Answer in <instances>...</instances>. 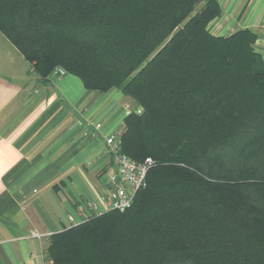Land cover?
I'll return each instance as SVG.
<instances>
[{
  "label": "trees",
  "instance_id": "16d2710c",
  "mask_svg": "<svg viewBox=\"0 0 264 264\" xmlns=\"http://www.w3.org/2000/svg\"><path fill=\"white\" fill-rule=\"evenodd\" d=\"M218 0H0V31L41 81L60 67L139 105L123 152L148 186L48 236L53 264H264V58L213 34Z\"/></svg>",
  "mask_w": 264,
  "mask_h": 264
},
{
  "label": "crops",
  "instance_id": "0c3cea01",
  "mask_svg": "<svg viewBox=\"0 0 264 264\" xmlns=\"http://www.w3.org/2000/svg\"><path fill=\"white\" fill-rule=\"evenodd\" d=\"M218 1L209 30L250 29L264 58V0ZM133 105L122 90H89L72 73L41 81L0 31V264H44L48 236L90 213L86 202L108 189L115 170L106 139Z\"/></svg>",
  "mask_w": 264,
  "mask_h": 264
},
{
  "label": "built area",
  "instance_id": "2783aa9c",
  "mask_svg": "<svg viewBox=\"0 0 264 264\" xmlns=\"http://www.w3.org/2000/svg\"><path fill=\"white\" fill-rule=\"evenodd\" d=\"M53 73L65 74L66 72L58 67ZM138 111L141 112V109ZM124 131L125 127L106 139L107 150L113 158L115 170L110 176L108 189L86 202V208L90 213L85 214L84 219L111 209L126 210L133 205L137 192L148 186V174L154 165V159L149 156L140 161L123 152ZM69 220L73 224L77 223L74 216H70ZM33 234L40 238L43 236L37 232ZM53 262V259H48L44 264H53Z\"/></svg>",
  "mask_w": 264,
  "mask_h": 264
},
{
  "label": "rangeland",
  "instance_id": "374dc122",
  "mask_svg": "<svg viewBox=\"0 0 264 264\" xmlns=\"http://www.w3.org/2000/svg\"><path fill=\"white\" fill-rule=\"evenodd\" d=\"M134 107H135V109L138 111L139 109H141L140 107H139V105H133Z\"/></svg>",
  "mask_w": 264,
  "mask_h": 264
}]
</instances>
